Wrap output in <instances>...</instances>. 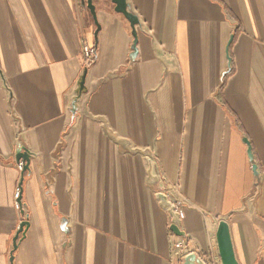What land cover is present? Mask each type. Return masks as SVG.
Here are the masks:
<instances>
[{
    "label": "crops",
    "instance_id": "crops-1",
    "mask_svg": "<svg viewBox=\"0 0 264 264\" xmlns=\"http://www.w3.org/2000/svg\"><path fill=\"white\" fill-rule=\"evenodd\" d=\"M93 3L98 26L84 0H0V264H208L221 221L238 263L264 264V0H127L136 43L112 0Z\"/></svg>",
    "mask_w": 264,
    "mask_h": 264
},
{
    "label": "water",
    "instance_id": "water-1",
    "mask_svg": "<svg viewBox=\"0 0 264 264\" xmlns=\"http://www.w3.org/2000/svg\"><path fill=\"white\" fill-rule=\"evenodd\" d=\"M112 2L116 5V8H115L116 12L124 15L126 17V19L131 23L132 28H133V35L135 37V43H136L137 42V33L135 31V26L138 24L137 16H135L133 13H131L129 11V5L127 3V0H112ZM84 3L87 4V7L90 10V12H91V14H92L97 26H98L97 13H96V8H95V5L93 3V0H84ZM96 38H97V33H96ZM233 40H234V37H231L230 42H229V46L233 43ZM135 45L136 44H134V46H133V51H134L133 56H135L137 54ZM228 59L230 61L229 56H228ZM87 76H88V70L85 69V71H84V73H83V75L79 81V84H78L79 87H78V91H77V97L74 100L73 114H75L77 111L78 102L80 101L82 96L87 93V89H86ZM244 141H245V143H247L248 148H249L248 154H249V157L251 159V162L253 163V171H254V174L257 178V185H258L261 181V175L258 172V167L254 162V155H253V151H252V146H251L248 139H245ZM31 158H32V154L29 152V150L26 147L22 146L18 149L17 155H16L17 162L18 163L23 162L25 164L24 170L22 171V178H21V181L19 184V187L21 188V190H22V186H23L26 174L31 173V169H30ZM147 161L149 163L148 183L150 186L158 187L160 179H159V176L155 172V163L152 161L151 158H147ZM156 198L160 202L161 206L165 210H167L172 217L173 224L171 226V231L177 237L185 238L186 234L183 231H181L182 215L178 211L177 205L170 199L169 195H167L163 191L157 192ZM21 213H22V215H24L23 210ZM29 226H30V223L28 221H24L20 225V229H19L16 237L14 238V251L12 252V257H11L12 262L14 261L13 253L18 249L19 242L21 241L20 236H22V238H25L26 232L29 229ZM216 241H217V246H218V251H219L221 263L222 264H239L237 259H236V255H235V251H234V247H233L230 227L226 221H221L219 223V226H218V229L216 232ZM179 255H181V253ZM181 264H207V263L197 253L192 252V253L185 254L184 252H182Z\"/></svg>",
    "mask_w": 264,
    "mask_h": 264
},
{
    "label": "built area",
    "instance_id": "built-area-1",
    "mask_svg": "<svg viewBox=\"0 0 264 264\" xmlns=\"http://www.w3.org/2000/svg\"><path fill=\"white\" fill-rule=\"evenodd\" d=\"M83 53L86 59V64H92L95 61L96 58V51L93 47L85 46L83 49ZM25 164L23 162H20L18 164L19 170L22 172L24 170ZM177 195L181 198L182 201H185V199L182 197L181 194L177 192ZM15 208L19 211L22 212L23 210V204H22V190L20 187L17 188L15 195ZM178 209V208H177ZM176 250H184L185 248V240H181L179 243L176 244L175 246ZM219 255L217 254V251L215 247H211L209 249L208 255H207V260L208 264H219Z\"/></svg>",
    "mask_w": 264,
    "mask_h": 264
},
{
    "label": "trees",
    "instance_id": "trees-1",
    "mask_svg": "<svg viewBox=\"0 0 264 264\" xmlns=\"http://www.w3.org/2000/svg\"><path fill=\"white\" fill-rule=\"evenodd\" d=\"M238 31L239 29L235 30V33H234V40L235 38L237 37V34H238ZM233 45V44H232ZM92 64H89L87 68L91 67ZM233 74V69L227 74V77H230L231 75Z\"/></svg>",
    "mask_w": 264,
    "mask_h": 264
},
{
    "label": "rangeland",
    "instance_id": "rangeland-1",
    "mask_svg": "<svg viewBox=\"0 0 264 264\" xmlns=\"http://www.w3.org/2000/svg\"><path fill=\"white\" fill-rule=\"evenodd\" d=\"M23 204V203H22ZM23 208H24V205H23ZM24 216V215H23Z\"/></svg>",
    "mask_w": 264,
    "mask_h": 264
}]
</instances>
